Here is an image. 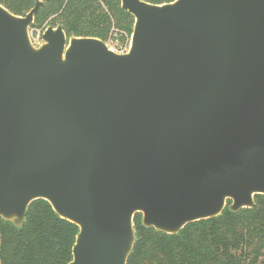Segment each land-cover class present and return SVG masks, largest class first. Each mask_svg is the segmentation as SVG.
<instances>
[{
	"label": "water",
	"instance_id": "1",
	"mask_svg": "<svg viewBox=\"0 0 264 264\" xmlns=\"http://www.w3.org/2000/svg\"><path fill=\"white\" fill-rule=\"evenodd\" d=\"M0 3V216L48 201L79 232L68 264H127L146 227L256 207L264 195V0H121L118 53L97 37L30 29Z\"/></svg>",
	"mask_w": 264,
	"mask_h": 264
},
{
	"label": "trees",
	"instance_id": "2",
	"mask_svg": "<svg viewBox=\"0 0 264 264\" xmlns=\"http://www.w3.org/2000/svg\"><path fill=\"white\" fill-rule=\"evenodd\" d=\"M36 0H0L16 15H24ZM35 17L38 27L63 25L68 38L97 37L105 42L113 24L132 30L135 18L121 0H43ZM161 4L173 0H145ZM256 207L229 209L213 218L188 224L177 234L146 227L135 216L137 240L127 264H260L264 261V195ZM79 227L61 218L51 204L38 199L22 226L0 216V264H68Z\"/></svg>",
	"mask_w": 264,
	"mask_h": 264
},
{
	"label": "rangeland",
	"instance_id": "3",
	"mask_svg": "<svg viewBox=\"0 0 264 264\" xmlns=\"http://www.w3.org/2000/svg\"><path fill=\"white\" fill-rule=\"evenodd\" d=\"M49 20V19H48ZM45 23L44 26L38 27H32L30 29L31 32V38L35 46H41L44 43V40L42 38V35L46 28L50 25H48V21ZM133 27L132 25V30L127 31L125 29L119 28L117 25L113 24L112 29L110 31L109 37L107 39V43L109 45H115L117 42L123 44L124 46H127V44L130 42L131 45V40H132V34H133ZM130 48V47H129ZM260 264H264V261L261 262Z\"/></svg>",
	"mask_w": 264,
	"mask_h": 264
},
{
	"label": "built area",
	"instance_id": "4",
	"mask_svg": "<svg viewBox=\"0 0 264 264\" xmlns=\"http://www.w3.org/2000/svg\"><path fill=\"white\" fill-rule=\"evenodd\" d=\"M109 46L118 53H127L129 51L130 42L127 44V46H124L123 44L118 42L115 45Z\"/></svg>",
	"mask_w": 264,
	"mask_h": 264
}]
</instances>
